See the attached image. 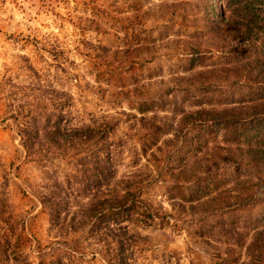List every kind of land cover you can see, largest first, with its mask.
<instances>
[{"label":"rangeland","instance_id":"374dc122","mask_svg":"<svg viewBox=\"0 0 264 264\" xmlns=\"http://www.w3.org/2000/svg\"><path fill=\"white\" fill-rule=\"evenodd\" d=\"M206 4L0 0V264H264L231 144L183 119Z\"/></svg>","mask_w":264,"mask_h":264},{"label":"trees","instance_id":"16d2710c","mask_svg":"<svg viewBox=\"0 0 264 264\" xmlns=\"http://www.w3.org/2000/svg\"><path fill=\"white\" fill-rule=\"evenodd\" d=\"M208 7L205 30L199 32L204 50L199 44L189 45L184 54L192 72L194 66L206 65L205 70L193 74L195 84L187 86L192 92L196 108L183 117L188 123L209 125L222 133L224 142L231 144V152L210 155L213 164L229 167L235 174L246 175L248 185L246 203L258 213L251 215L253 227L260 225L264 234V0H206ZM233 15V21L226 15ZM207 54V55H206ZM211 66L210 68H208ZM216 101L229 107L208 109ZM213 103V102H212ZM101 137V136H100ZM27 136L26 141H28ZM26 146V143L24 144ZM109 158V155H107ZM242 159L243 161H241ZM209 160V159H208ZM231 166V167H232ZM238 183L243 182L238 180ZM200 188H197V190ZM249 199V200H248ZM238 202V201H237ZM240 203V202H239ZM124 206L109 204L105 210ZM235 205L237 203L235 202Z\"/></svg>","mask_w":264,"mask_h":264}]
</instances>
